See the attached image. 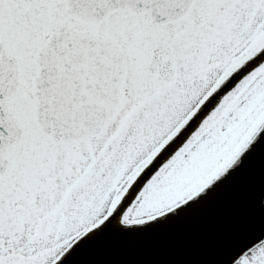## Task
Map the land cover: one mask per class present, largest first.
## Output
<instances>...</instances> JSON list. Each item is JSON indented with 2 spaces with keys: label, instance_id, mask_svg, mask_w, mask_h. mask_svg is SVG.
<instances>
[{
  "label": "snow or ice",
  "instance_id": "6c2138e0",
  "mask_svg": "<svg viewBox=\"0 0 264 264\" xmlns=\"http://www.w3.org/2000/svg\"><path fill=\"white\" fill-rule=\"evenodd\" d=\"M264 159V0H0V264H77ZM258 211L211 264H264Z\"/></svg>",
  "mask_w": 264,
  "mask_h": 264
},
{
  "label": "water",
  "instance_id": "95a60500",
  "mask_svg": "<svg viewBox=\"0 0 264 264\" xmlns=\"http://www.w3.org/2000/svg\"><path fill=\"white\" fill-rule=\"evenodd\" d=\"M264 159L248 167L187 216L133 240L102 241L76 258L77 264H211L219 235L258 211Z\"/></svg>",
  "mask_w": 264,
  "mask_h": 264
}]
</instances>
